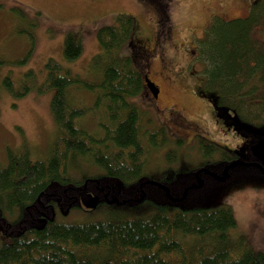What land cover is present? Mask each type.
Masks as SVG:
<instances>
[{"label": "trees", "instance_id": "16d2710c", "mask_svg": "<svg viewBox=\"0 0 264 264\" xmlns=\"http://www.w3.org/2000/svg\"><path fill=\"white\" fill-rule=\"evenodd\" d=\"M114 20L96 31L100 52L88 64L95 82L52 58L44 64L37 92L53 90L49 110L56 135L42 157H32L25 143L6 148L0 162V264H264V253L253 250L244 235L231 233L236 220L229 206H186L156 186L166 184L179 194V168L173 167L184 140L172 139L163 125L144 124L143 111L129 99L146 89L147 66H137L144 50L134 17L119 14ZM203 31L191 60L202 63L199 90L213 97L214 116L232 115L248 146L242 158L198 136L197 169L261 164L251 148L264 139V0L253 2L241 18L213 16ZM18 32L29 47L13 65L24 64L34 47L31 32ZM125 43L131 54L119 58ZM82 50L81 36L67 32L64 60L77 59ZM33 78L31 70L17 82L5 74L1 86L20 98L32 89ZM89 118L93 129L86 126ZM165 147L166 166L151 169L152 153ZM83 198L96 199L90 212L99 217L70 220Z\"/></svg>", "mask_w": 264, "mask_h": 264}, {"label": "rangeland", "instance_id": "374dc122", "mask_svg": "<svg viewBox=\"0 0 264 264\" xmlns=\"http://www.w3.org/2000/svg\"><path fill=\"white\" fill-rule=\"evenodd\" d=\"M255 1L0 0V162L6 160V148L16 149L23 143L32 157H42L56 135L49 110L53 90L37 92L45 78V62L52 58L72 74L95 82L98 76L89 71L88 64L100 52L96 31L113 24L117 15L130 14L137 23L135 36L141 46L150 49L146 74L159 87V93L154 99L143 88L135 98L129 99L143 111L144 124L163 125L172 139L184 140L178 149V163L173 167L179 168L174 180V188H180L179 194H174L177 189L170 190L166 184L156 186L170 199L179 197L186 206H229L236 220L231 233L244 235L253 250L264 253V174L259 173V168L241 161L231 167L229 179L224 181L213 178L223 173L211 164L201 168L204 171L199 176L196 172L201 162L196 148L198 136L234 150L242 158L247 153L248 141L238 133L228 111L213 115V97H205L199 90L204 78L202 63L191 62L195 39L203 36L213 16L223 20L244 17ZM24 29L34 36L33 51L24 64L13 65L11 62L23 57L29 47L28 38L18 32ZM67 32L79 34L82 39V53L73 61L64 60L62 55ZM130 54L127 43L117 52L119 58ZM144 56L137 59V66L142 67ZM28 70L34 73L32 89L20 98L12 97L1 86L2 76L7 74L17 82ZM80 95L89 98L85 92ZM170 110L176 111V120L168 115ZM86 126L94 128L92 119L87 120ZM233 135L242 140H233ZM166 148L152 153L151 169L166 166L163 154ZM90 171L94 173L95 169ZM95 200L80 199L81 210L71 211L68 218L94 219L96 212L90 211Z\"/></svg>", "mask_w": 264, "mask_h": 264}, {"label": "water", "instance_id": "95a60500", "mask_svg": "<svg viewBox=\"0 0 264 264\" xmlns=\"http://www.w3.org/2000/svg\"><path fill=\"white\" fill-rule=\"evenodd\" d=\"M144 82L146 87L148 88V90L152 93V95L154 96V98L157 97L158 92H159V88L154 84V82H152L147 75L144 76ZM252 152L255 154L256 158L262 163L264 164V139L259 141L257 144H255L252 147ZM231 166V164L227 165V167L224 169L223 171V175L221 176H217L216 179L219 181H224L226 180L229 175L227 170L229 169V167ZM203 169L197 170L196 172H198V176L200 172H203ZM197 181L202 182L201 179H197Z\"/></svg>", "mask_w": 264, "mask_h": 264}, {"label": "flooded vegetation", "instance_id": "af4514ba", "mask_svg": "<svg viewBox=\"0 0 264 264\" xmlns=\"http://www.w3.org/2000/svg\"><path fill=\"white\" fill-rule=\"evenodd\" d=\"M143 48H142V50H144V53L143 54H145V56H144V58H143V64L144 65H146V66H148V64H149V62H150V60H149V58H150V49H149V47H145V46H142ZM146 62H147V64H146ZM148 90V89H147ZM149 91V90H148ZM150 93V92H149ZM156 99V98H155ZM168 115L169 116H172L175 120H176V111H173V110H170L169 111V113H168ZM175 115V116H174ZM178 116V115H177ZM232 139L233 140H238L239 139V142L242 140L240 137H238V136H235V135H233L232 136ZM234 151V150H233ZM246 155H247V153H246ZM250 164L251 165H254V166H256L258 163H254V162H250ZM222 173H223V169L224 168H226L227 167V165L226 164H223L222 166ZM220 168V167H219ZM259 168V167H258ZM260 169V168H259ZM227 172H229V169L227 170Z\"/></svg>", "mask_w": 264, "mask_h": 264}, {"label": "bare ground", "instance_id": "6f19581e", "mask_svg": "<svg viewBox=\"0 0 264 264\" xmlns=\"http://www.w3.org/2000/svg\"><path fill=\"white\" fill-rule=\"evenodd\" d=\"M225 169V168H224ZM224 169H223V171H224Z\"/></svg>", "mask_w": 264, "mask_h": 264}]
</instances>
